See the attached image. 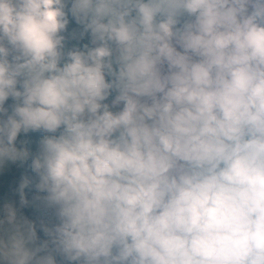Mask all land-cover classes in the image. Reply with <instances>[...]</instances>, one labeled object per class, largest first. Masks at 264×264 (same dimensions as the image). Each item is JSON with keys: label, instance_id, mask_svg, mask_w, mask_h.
I'll return each instance as SVG.
<instances>
[{"label": "clouds", "instance_id": "9594fccd", "mask_svg": "<svg viewBox=\"0 0 264 264\" xmlns=\"http://www.w3.org/2000/svg\"><path fill=\"white\" fill-rule=\"evenodd\" d=\"M29 159L56 223L6 204L0 264H264V0H0V165Z\"/></svg>", "mask_w": 264, "mask_h": 264}, {"label": "trees", "instance_id": "16d2710c", "mask_svg": "<svg viewBox=\"0 0 264 264\" xmlns=\"http://www.w3.org/2000/svg\"><path fill=\"white\" fill-rule=\"evenodd\" d=\"M68 33L76 30L78 31V26L69 17ZM67 35V33H66ZM89 42V37L86 35L83 40L80 41H68V47L73 44H84ZM113 97H109L112 100ZM106 101V102H108ZM12 103L11 100L6 102V107ZM43 133L35 132L28 133L27 135L21 133L17 138V146H20L21 141H27L26 147L30 152L35 154L38 150V143L41 139ZM31 160L21 164L20 162H5L0 165V218H3V208L6 204H11L17 209L18 216H22L25 219L33 222L36 225L38 242L47 239L43 232L40 230V223L43 222L48 225L56 223L54 214L51 210H45L38 201L33 199L34 196L43 195L37 193L35 190V183L37 178L35 174L31 172L30 169ZM27 177L31 180L28 188L24 190L25 199L28 201L27 205L21 206L19 203V184L22 178Z\"/></svg>", "mask_w": 264, "mask_h": 264}, {"label": "rangeland", "instance_id": "374dc122", "mask_svg": "<svg viewBox=\"0 0 264 264\" xmlns=\"http://www.w3.org/2000/svg\"><path fill=\"white\" fill-rule=\"evenodd\" d=\"M111 102V100L110 101H108V102H106V103H110ZM114 110H117V109H114Z\"/></svg>", "mask_w": 264, "mask_h": 264}]
</instances>
